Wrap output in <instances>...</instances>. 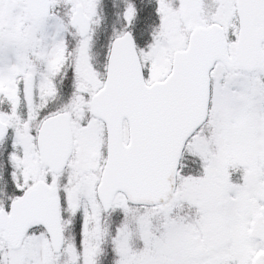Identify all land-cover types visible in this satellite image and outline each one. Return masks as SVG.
Returning a JSON list of instances; mask_svg holds the SVG:
<instances>
[{
    "label": "snow or ice",
    "instance_id": "obj_1",
    "mask_svg": "<svg viewBox=\"0 0 264 264\" xmlns=\"http://www.w3.org/2000/svg\"><path fill=\"white\" fill-rule=\"evenodd\" d=\"M0 264H264V0H0Z\"/></svg>",
    "mask_w": 264,
    "mask_h": 264
}]
</instances>
